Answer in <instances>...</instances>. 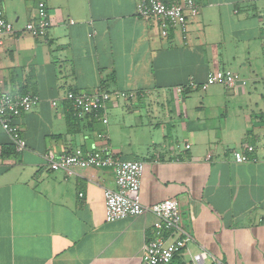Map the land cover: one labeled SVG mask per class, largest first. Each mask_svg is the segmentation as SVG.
I'll list each match as a JSON object with an SVG mask.
<instances>
[{"label":"crops","instance_id":"obj_1","mask_svg":"<svg viewBox=\"0 0 264 264\" xmlns=\"http://www.w3.org/2000/svg\"><path fill=\"white\" fill-rule=\"evenodd\" d=\"M196 1L185 32L162 37L136 0H42L50 26L34 38L23 26L41 5L0 0L14 27L0 46V89L40 97L12 119L22 151L0 126V264H142L155 216L106 222L111 169L67 174L44 159L75 147L144 162L140 202L178 201L187 264L201 251L205 264H264V0ZM218 68L236 74L234 89L175 91ZM262 75L259 90L245 89ZM96 88L133 96L77 119L50 105ZM244 144L253 160L238 163Z\"/></svg>","mask_w":264,"mask_h":264},{"label":"built area","instance_id":"obj_2","mask_svg":"<svg viewBox=\"0 0 264 264\" xmlns=\"http://www.w3.org/2000/svg\"><path fill=\"white\" fill-rule=\"evenodd\" d=\"M6 1V0H1ZM42 1V0H41ZM136 14L143 19H152L162 37L178 29L185 32L188 19L199 14L196 0H136ZM50 26V18L44 6H39L34 19L27 21L23 30L34 38L44 37ZM14 32L12 22L6 19L0 6V46L7 35ZM236 74L227 68L209 70L201 83L189 79L185 84L178 85L175 91L181 93L189 87L206 90L214 84H221L226 89H234L237 85ZM115 96L131 98L132 92H116ZM111 99L110 93L96 88L90 91L68 90L60 100L50 102L52 107L60 103L68 104L77 117L96 114L105 109ZM40 101L33 92L10 93L0 89V126L11 140L17 151L25 148L18 127L12 119L23 112L30 111ZM255 147L244 144L233 150L234 160L238 163L253 160ZM44 159L51 171H62L72 174L77 168H110L114 175L115 187L104 190V220L112 222L128 216L152 213L155 216L151 236L146 240L142 252V264H169L174 255L184 251L190 236L180 228L181 215L178 201L167 198L151 205L140 202V179L144 167L141 160L123 159L117 154L99 149H82L75 147L58 157L52 152L44 154ZM82 196V193H79ZM264 225V218L260 220ZM207 254L201 251L191 257L189 264H205ZM212 264H222L214 259Z\"/></svg>","mask_w":264,"mask_h":264},{"label":"rangeland","instance_id":"obj_3","mask_svg":"<svg viewBox=\"0 0 264 264\" xmlns=\"http://www.w3.org/2000/svg\"><path fill=\"white\" fill-rule=\"evenodd\" d=\"M16 1H25V0H6L5 4L12 5ZM34 1H36L37 4H40V5L42 4L41 0H34ZM240 76H242V75H240ZM262 77H263V75L260 76L258 81H256V82L251 83V81H250L248 86L245 89L251 90V91H253L254 89L259 90L260 86L262 85ZM218 85H221V84H218ZM218 85H216V86H218ZM219 87L222 89V86H219ZM203 92H205V90H202V89L198 90V93H203ZM109 93H110V97H114L115 96V92L110 91ZM146 138L147 137L145 136L144 139H146ZM184 258H185V261L188 260L186 257H184Z\"/></svg>","mask_w":264,"mask_h":264},{"label":"trees","instance_id":"obj_4","mask_svg":"<svg viewBox=\"0 0 264 264\" xmlns=\"http://www.w3.org/2000/svg\"><path fill=\"white\" fill-rule=\"evenodd\" d=\"M66 113L68 114L69 117H71L73 119H77L78 118L75 115L73 109L68 104H66ZM179 256H180V254L174 255V257L172 258V260L170 261L169 264H187L181 258H179Z\"/></svg>","mask_w":264,"mask_h":264}]
</instances>
